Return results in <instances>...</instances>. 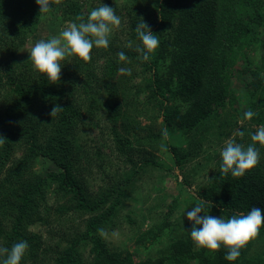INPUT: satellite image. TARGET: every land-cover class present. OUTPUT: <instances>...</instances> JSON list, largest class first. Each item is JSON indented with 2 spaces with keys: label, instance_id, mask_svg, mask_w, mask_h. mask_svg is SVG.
<instances>
[{
  "label": "trees",
  "instance_id": "trees-1",
  "mask_svg": "<svg viewBox=\"0 0 264 264\" xmlns=\"http://www.w3.org/2000/svg\"><path fill=\"white\" fill-rule=\"evenodd\" d=\"M81 1L61 0L60 9L53 3L50 13L61 22L78 24L77 16L86 21L91 10L106 4L121 18V26L128 27L129 40L123 41L120 29L113 27L116 31L112 30L107 49L93 46L91 62L68 57L61 62L60 82L53 84L34 68L30 51L19 53L41 18L36 0H0V136L6 139L0 146V212L8 211L14 220L10 231L2 228L0 222V232L7 246L27 241L29 256L36 261L34 257L41 253V238L29 233L26 227L43 220L47 209L49 214L65 212V203H59L54 209L46 202V188L55 184L56 192L70 196L74 208L91 214L82 234V238L89 239L91 247L90 258L86 260L78 249L79 234L65 246L45 244L44 252H55L51 264H264V257L260 255L246 256L253 242L264 237V227L235 261L225 259L228 249L224 246L215 252L197 247L190 236L191 221L185 227L184 236L173 237L167 249L155 256L136 259L131 251L109 248L102 237L91 232L110 218L124 195L123 184L132 180L137 163L133 162V170L129 167L131 172L123 171L108 189L102 186L97 194L92 193L88 190L87 174L97 167L105 170L102 150L92 144L95 142L89 140L90 137L84 140L77 137L88 120L82 110L87 103L91 108L93 105L94 111L104 108L113 112L111 136L115 146L121 149L127 135L136 136L135 132L145 126L146 130H154L159 117H162L160 126L150 133L151 140L166 142L165 130L172 134L179 131L183 138L192 139L189 142L192 144L207 121L217 119L220 115L217 110L230 102L226 96L232 91V75L243 77L246 73L251 76L244 82L250 94L246 103L256 113L252 120L262 122L264 61L261 64L251 62L247 59V50L261 42L264 51V37H256L264 21V0H126L124 3L85 0L90 8L87 11ZM141 17L160 41L148 61L136 51L138 46L143 47L136 32ZM129 42L131 48L127 46ZM120 52L130 62L120 61ZM100 58L104 59L102 66L97 61ZM239 64L240 68L236 66ZM147 65L149 68L140 75L144 78V86L138 87L146 89L144 98L139 100L138 92L134 93L138 105L132 95L121 100L126 90H133L132 85L124 83L133 73L119 75V69L124 66L146 68ZM260 93L259 99L252 98ZM57 104L64 110L52 118L49 113ZM126 110L149 122L142 125L138 121L125 126L126 122L122 121H125ZM220 111L227 112L226 108ZM121 126L127 129L124 133L120 131ZM140 137L144 139L143 134ZM255 147L260 159H264V146L257 142ZM17 149H21V155L13 159ZM170 150L178 163L183 162L176 146L171 145ZM39 157L50 159L57 168L45 175L33 170ZM130 158L128 162L133 161ZM263 166L264 162L259 161L240 178H234L231 173L222 175L220 167L217 168L201 188L199 198L192 201L191 209L203 202L206 213L225 220L246 215L253 207L264 211ZM121 179L123 184L118 183ZM103 181L106 182L105 174ZM110 198L113 203L102 210ZM167 226L165 223L158 232L150 231V238H159Z\"/></svg>",
  "mask_w": 264,
  "mask_h": 264
},
{
  "label": "rangeland",
  "instance_id": "rangeland-1",
  "mask_svg": "<svg viewBox=\"0 0 264 264\" xmlns=\"http://www.w3.org/2000/svg\"><path fill=\"white\" fill-rule=\"evenodd\" d=\"M113 1L124 3L126 0ZM81 4L86 11L90 9L87 8L85 0H82ZM61 5L57 4L56 7L60 9ZM40 15L41 18L36 29L29 33V37L19 49L20 55L28 53L40 40L47 41L52 37H58L63 30L70 26L69 22H61L56 15L50 12ZM118 29H120L119 33L122 40H129L128 27L123 25ZM113 30L115 29L113 28ZM256 37H264V21L259 30L256 31ZM247 54V59L251 62L261 64L262 60L264 61L261 42H256L250 50H247ZM103 58L97 60L99 66L104 64ZM239 61L241 62V60ZM236 66L240 68V64ZM121 68H129L133 73L131 79L124 81L125 85H132L133 90H126L121 100L125 96L130 97L132 95L136 100V105H138L134 93L139 92V100L144 98L146 89L138 87L144 86V78L140 75L149 66L147 65L146 68L142 66L133 68L124 66ZM119 73V75L123 74L120 71ZM250 79L251 76L248 73L243 77L238 74L232 75L230 82L232 91H229L226 96L230 102L226 107L217 110L220 113L217 119L211 118L207 121L203 129H200L199 134L195 136L196 141L192 144L189 143L192 139L188 141L187 137L183 138L179 131L173 134L167 133V136L163 137L166 142L164 140H157L156 142L151 140L150 133L156 131L160 126L162 117H159V124L153 128L154 130H146L145 126L144 129L140 128L135 132L136 136H134L135 134L127 135L128 139L121 149L118 145L115 146L111 136L113 112L104 108H97L94 111L92 110L93 105L91 108L87 103L84 104L82 110L88 120L86 125L84 124L80 128L77 137L80 140L90 137L89 140L95 142L91 143L101 148L102 161L105 163L104 171L99 170L98 167L88 171V190L90 189L92 193L97 194L102 186L108 189L115 184V179L121 177L123 171L131 172L129 167L134 168L135 165L133 164L137 163L132 180L126 184H123L122 179L118 182L123 184L124 195H122L114 212L91 234L102 237L107 246L113 250L131 251L136 259L147 255L155 256L160 251L167 249L168 241L173 237L182 234L184 236L185 227L189 222L186 214L191 211L192 201L199 198L201 188L209 182L214 171L220 167V162H222L220 153L226 146V142L233 140L247 148L252 143L251 135L255 134L261 125H264V118L262 122H256V120L246 119L244 115L249 110L253 111L246 103L250 94L244 83ZM261 95L260 93L252 98L259 99ZM225 108L227 112L223 114L220 110ZM125 112H127L125 121H122L126 122L125 126L138 121H141L142 125L149 122L145 118L134 117L135 115L133 116L127 110ZM262 117H264V112ZM123 130L127 129L121 126L120 131L122 133H124ZM238 132L244 133L243 138L237 135ZM141 134L144 135V139L140 137ZM192 135H194L193 132ZM171 145L176 146L181 152L183 162L178 163L176 161L175 154L170 150ZM13 154V159L14 157L19 158L21 149H17ZM128 157H131L130 159L133 161L128 162ZM98 161L101 162L100 159ZM259 161L264 162V159H259ZM56 168V165L46 157L37 158L33 164V170L44 175L49 170ZM262 171H264V166ZM104 174L106 182L103 181ZM55 187L53 184L46 188L48 206L55 209L59 203H65L67 209L61 214L53 212L49 214L47 209L43 220L27 224L26 230L29 233L40 235L41 253L34 257L36 261H32L33 259L29 256L27 249L21 264L53 263L55 252L51 250L44 252L45 244L50 247L53 245L55 247L56 244L65 246L78 234L81 240L78 249L86 260L90 258L91 243L88 238H82V234L86 231V219L91 214L74 208L70 202V196L56 192ZM112 203L113 199L110 198L102 210L107 209ZM12 221L14 220L8 211L0 212L2 228L10 231ZM165 223L168 226L164 227L163 232L158 236L159 238L152 240L149 232H158L159 227L164 226ZM100 229H103V233L99 231ZM144 234L146 236H143ZM2 248L10 250L12 247L7 246L3 233L0 232V249ZM258 255L264 257V237L254 241L246 252V256L250 258H255ZM6 258L7 254L0 255V264Z\"/></svg>",
  "mask_w": 264,
  "mask_h": 264
},
{
  "label": "clouds",
  "instance_id": "clouds-1",
  "mask_svg": "<svg viewBox=\"0 0 264 264\" xmlns=\"http://www.w3.org/2000/svg\"><path fill=\"white\" fill-rule=\"evenodd\" d=\"M60 2L61 0H36L40 14L50 12L51 5L60 4ZM76 19L79 21L78 24L71 23L58 37H52L47 41L40 40L30 50V60L34 68L45 74L53 84H58L61 80L62 61L76 56L84 62H91L93 46L107 49L113 27L118 29L121 26V18L116 15L114 8L106 4L91 10L86 21L82 16H77ZM136 32L143 44V47L138 46L136 51L141 54L144 61H148L150 54H154L159 47L160 41L142 17L136 26ZM127 46L131 48L132 43L129 42ZM118 56L120 61L130 62L123 52L118 53ZM119 71L131 75V69L121 68ZM63 110L64 108L57 104L51 109L49 115L55 118ZM244 115L246 119L251 120L256 113L249 110ZM163 135L167 136V130ZM237 135L243 138L244 133L238 132ZM251 140L253 143L247 148L233 140L226 142V146L220 153L222 175L226 176L231 173L234 178H240L258 165L260 152L255 144L258 142L264 146V125H261L256 133L251 135ZM5 141L6 139L0 136V146ZM186 215L187 219L192 222L190 236L194 244L214 252L224 246L228 249L225 259L229 261L237 260L241 255V250L255 240L261 227H264V211L259 207H253L246 215L241 214L239 217L233 216L225 220L206 213L204 204L201 202L192 207ZM99 231L103 233V229ZM28 248L27 241H20L15 243L10 250L0 249V255L7 254L2 264H21Z\"/></svg>",
  "mask_w": 264,
  "mask_h": 264
}]
</instances>
